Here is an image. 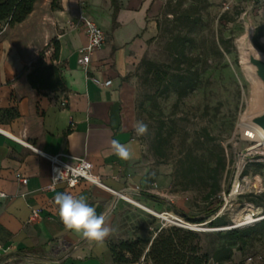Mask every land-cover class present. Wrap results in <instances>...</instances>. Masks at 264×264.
<instances>
[{"label": "crops", "instance_id": "1", "mask_svg": "<svg viewBox=\"0 0 264 264\" xmlns=\"http://www.w3.org/2000/svg\"><path fill=\"white\" fill-rule=\"evenodd\" d=\"M38 0L33 11L13 27L0 21V109L14 108L15 117L0 116V264H114L109 251L115 219L129 207L115 191L150 204L146 149L134 132L135 82L139 63L157 29V0H85L84 11L105 32V45L91 55L88 70L79 49L87 35L78 23L80 0ZM52 39L65 88L38 92L28 81L39 52ZM52 46L46 51L51 62ZM90 76L112 80L95 84ZM129 145L133 158L121 160L111 141ZM32 144L37 150L26 146ZM40 152L84 157L103 185L59 183L50 189L51 164ZM16 173L27 178L22 183ZM141 192L137 193L136 188ZM83 196L113 229L103 244L67 229L58 216L56 195ZM38 215L32 218V212Z\"/></svg>", "mask_w": 264, "mask_h": 264}, {"label": "rangeland", "instance_id": "2", "mask_svg": "<svg viewBox=\"0 0 264 264\" xmlns=\"http://www.w3.org/2000/svg\"><path fill=\"white\" fill-rule=\"evenodd\" d=\"M157 3L159 26L135 82L136 118L148 125V133L137 136L149 169L148 191L141 195L150 204H142L193 227L129 203L115 219L111 241L143 239L147 251L161 228L177 226L197 234L193 241L205 264H264V228L249 230L264 217V139L249 137L246 124L260 95L239 46L248 33L264 56V0ZM258 29L263 34L255 40ZM220 199L215 214L201 223L189 220L205 217ZM247 216L260 219L240 226ZM231 229L248 231L241 240Z\"/></svg>", "mask_w": 264, "mask_h": 264}, {"label": "trees", "instance_id": "3", "mask_svg": "<svg viewBox=\"0 0 264 264\" xmlns=\"http://www.w3.org/2000/svg\"><path fill=\"white\" fill-rule=\"evenodd\" d=\"M37 1L38 0H0V21L6 22L10 27L23 22L33 11ZM111 1L114 6L115 15L119 9V4L117 0ZM57 6V0H53L52 7L55 8ZM157 26L159 25L157 24ZM262 34L260 29H258L254 35V39L257 40ZM150 40L148 41L149 43ZM49 46L53 48L51 62L47 61L45 55V50ZM59 49V42L56 39H52L45 49L39 52L38 57L32 63L31 67L26 66L24 68V70H29L27 76L28 81L38 92H55L65 88V80L61 68L54 63V60L58 58ZM144 59L145 56L139 63V66L144 62ZM156 78L158 81L163 82V73L158 72ZM177 82L178 84L181 83L179 79ZM17 115L18 112L13 107L0 109V116L15 117ZM216 186L218 189L217 183ZM217 189H213L210 195L216 193ZM228 192L229 188L226 190V193ZM222 202L223 200L220 199L215 208L205 213V217H190L189 220L195 223L203 222L206 217L215 214L219 210ZM183 213L186 214L185 212ZM220 218L221 217L217 216L210 222V225H216L220 221ZM255 226L264 228V218L249 230H254ZM247 231L248 229H231L229 232L231 235H235L243 240ZM196 237L197 234L191 230L183 231L181 227L171 226L161 228L157 232L156 236L150 242L147 251H145V245H148V242L143 239L120 240L117 242L110 241L109 251L114 264H135L142 256L152 264H205L207 260L206 255L200 253L198 243L193 241Z\"/></svg>", "mask_w": 264, "mask_h": 264}, {"label": "built area", "instance_id": "4", "mask_svg": "<svg viewBox=\"0 0 264 264\" xmlns=\"http://www.w3.org/2000/svg\"><path fill=\"white\" fill-rule=\"evenodd\" d=\"M80 13L78 15V23L82 25L86 35H87V44L79 49L81 54V63L85 70H88L89 64L91 62V55L101 49L106 42V34L104 30L84 11L85 0H80ZM92 81L100 86H111L112 80H101L99 77L90 76ZM250 134V133H249ZM250 137V135H249ZM26 146L37 150L32 144L24 143ZM44 157H46L51 164V174L50 179L51 183L49 185L50 189H55L59 183H64L67 188H75L81 182H89L95 185H103L100 181V178L93 170V164L86 160L84 157L72 155L70 153H58V154H47L40 152ZM16 178L22 183L27 182V178L22 177L20 173H16ZM136 192L140 193L141 189L137 186ZM230 192V190H229ZM228 192V194H229ZM115 193L120 196L124 201L129 202L126 192L115 191ZM0 198L7 197V193L0 190ZM130 203V202H129ZM38 215V212L34 210L32 212V218ZM163 218V217H161ZM167 219L173 224L184 226L187 228H192L191 223L185 222L182 218L175 216V218L170 217ZM166 219V218H163ZM1 249V247H0ZM135 264H152L150 261H147L143 256Z\"/></svg>", "mask_w": 264, "mask_h": 264}, {"label": "clouds", "instance_id": "5", "mask_svg": "<svg viewBox=\"0 0 264 264\" xmlns=\"http://www.w3.org/2000/svg\"><path fill=\"white\" fill-rule=\"evenodd\" d=\"M133 129L137 136H144L148 133V125L143 121H137L133 125ZM110 147L121 160L128 161L133 158L131 147L119 140L113 139ZM55 203L58 206V216L63 225L86 239L103 244L113 232V229L108 226L107 217L104 214H98L85 197H77L65 192L56 195Z\"/></svg>", "mask_w": 264, "mask_h": 264}, {"label": "water", "instance_id": "6", "mask_svg": "<svg viewBox=\"0 0 264 264\" xmlns=\"http://www.w3.org/2000/svg\"><path fill=\"white\" fill-rule=\"evenodd\" d=\"M245 49L246 64L248 65L250 74L258 84L260 95V107L255 113L246 119V123L251 124L264 132V56L258 53L255 48L250 45L248 37L245 40Z\"/></svg>", "mask_w": 264, "mask_h": 264}, {"label": "bare ground", "instance_id": "7", "mask_svg": "<svg viewBox=\"0 0 264 264\" xmlns=\"http://www.w3.org/2000/svg\"><path fill=\"white\" fill-rule=\"evenodd\" d=\"M248 36V33L244 34L241 38H240V43H239V46H240V50H241V53H242V56L244 58V60H246V49H245V40ZM257 51V50H256ZM258 52V51H257ZM259 53V52H258ZM254 80V79H253ZM249 127H251V130L248 131V133H250V137H253L254 139H264V132L260 129H258L257 127H254L253 125L251 124H248L246 123ZM245 135V134H244ZM248 136V134H247ZM127 198L129 199V202L132 203V204H135L137 206H140L144 209H146L147 211L149 212H152V213H155L157 215H159L160 217H164V218H170V217H173L175 218L174 215H171L169 213H156L153 209L149 208L148 206L146 205H143L141 202H139L138 200H136L134 197L130 196V195H126ZM251 215V214H250ZM260 218H254L252 216H247L245 218V220L239 222L240 223V226H243V225H250L252 222L258 220Z\"/></svg>", "mask_w": 264, "mask_h": 264}]
</instances>
